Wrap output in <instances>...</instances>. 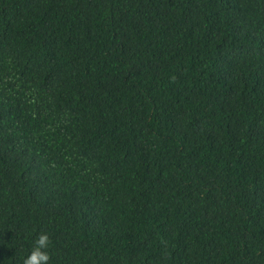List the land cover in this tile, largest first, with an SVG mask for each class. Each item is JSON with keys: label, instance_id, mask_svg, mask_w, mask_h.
Wrapping results in <instances>:
<instances>
[{"label": "trees", "instance_id": "trees-1", "mask_svg": "<svg viewBox=\"0 0 264 264\" xmlns=\"http://www.w3.org/2000/svg\"><path fill=\"white\" fill-rule=\"evenodd\" d=\"M264 264V0H0V264Z\"/></svg>", "mask_w": 264, "mask_h": 264}, {"label": "clouds", "instance_id": "clouds-1", "mask_svg": "<svg viewBox=\"0 0 264 264\" xmlns=\"http://www.w3.org/2000/svg\"><path fill=\"white\" fill-rule=\"evenodd\" d=\"M35 245L31 253L24 259L23 264H49L50 255L47 251L49 236L46 233L41 234Z\"/></svg>", "mask_w": 264, "mask_h": 264}]
</instances>
